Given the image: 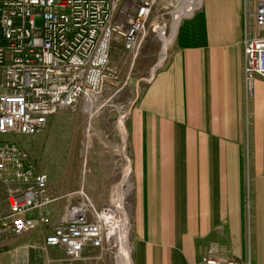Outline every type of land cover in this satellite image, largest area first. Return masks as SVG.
<instances>
[{
	"label": "crops",
	"instance_id": "crops-1",
	"mask_svg": "<svg viewBox=\"0 0 264 264\" xmlns=\"http://www.w3.org/2000/svg\"><path fill=\"white\" fill-rule=\"evenodd\" d=\"M243 3L203 0L131 113L133 264H197L211 247L264 264V80L246 98ZM116 160L101 159L103 177L85 180L96 204L108 193L93 182L108 191ZM28 250L13 244L0 264H29Z\"/></svg>",
	"mask_w": 264,
	"mask_h": 264
},
{
	"label": "built area",
	"instance_id": "built-area-1",
	"mask_svg": "<svg viewBox=\"0 0 264 264\" xmlns=\"http://www.w3.org/2000/svg\"><path fill=\"white\" fill-rule=\"evenodd\" d=\"M202 3L0 0V135L34 136L58 111L97 102L105 82L118 75L111 62L114 49L135 57L150 32L158 35L161 28L170 32L175 16L182 12L179 28ZM243 53L249 98L256 80H264V0H244ZM118 167L120 174V161ZM0 182L7 203L0 220L4 218L8 233L43 230V249L61 251L66 264H104L107 258L112 264H123L122 241L129 237L133 259L132 223L125 197L117 192L121 188L126 194L133 188L125 174L108 202L99 206L83 186L54 193L48 175L38 169L25 147L18 141L0 140ZM62 199L64 204L56 214ZM197 264L241 262L211 247Z\"/></svg>",
	"mask_w": 264,
	"mask_h": 264
},
{
	"label": "rangeland",
	"instance_id": "rangeland-1",
	"mask_svg": "<svg viewBox=\"0 0 264 264\" xmlns=\"http://www.w3.org/2000/svg\"><path fill=\"white\" fill-rule=\"evenodd\" d=\"M169 34L170 32L164 33L162 28L159 30V37L150 32L135 57L123 49L113 50L111 62L117 67L118 75L105 82L98 101L96 102V99V104L90 105L93 113L87 111L84 107L85 103L81 102L75 108L62 109L55 113L50 118L46 128L34 136L0 135V140L18 141L21 146L25 147L37 163L38 169L48 175L50 187L55 188L59 184L64 185L66 190L59 194L72 192L83 186L93 199V195L87 186L85 187V180L92 173L103 177L102 163L99 164L100 160L115 155L121 163L122 171L119 174V161H117L116 177L109 185L108 191L104 187V181L95 180L93 182L96 193L101 194L103 191L108 193L106 198L108 202L115 185L119 182L121 176L123 177V174L128 176L127 181L130 182L131 180L133 186L132 163L127 135L126 139L123 140L124 136L121 132L126 131L127 133L131 113L148 85L150 77L167 60L176 37L167 49L165 61L160 62L162 65L156 68L155 73L152 75V69L159 62L161 48ZM129 168L131 172L127 175L126 172L130 170ZM133 191L132 188L130 192L124 195L129 217L131 216ZM64 201L62 199L58 202L56 214L60 213ZM97 204L99 206L104 205V203ZM6 211L7 203L4 201L2 193L0 195V217H3ZM5 228L6 223L2 218L0 220V251L11 250L13 244H26L29 250L23 253V256L28 257L29 264L33 262V256L40 259L42 263L48 264V261H50L53 264H66L61 251L49 252L43 249V230L36 229L22 235H13L8 233ZM7 238L8 243L2 245L7 241ZM76 264H85V261H79ZM104 264H112V261L107 258Z\"/></svg>",
	"mask_w": 264,
	"mask_h": 264
},
{
	"label": "bare ground",
	"instance_id": "bare-ground-1",
	"mask_svg": "<svg viewBox=\"0 0 264 264\" xmlns=\"http://www.w3.org/2000/svg\"><path fill=\"white\" fill-rule=\"evenodd\" d=\"M188 13L187 11H185V14ZM184 13H179L175 16V19H174V22H173V26L171 28V31H170V34L169 36L167 37L166 41L164 42L162 48H161V52H160V56H159V62H157L155 64V67L152 69V75L155 73L156 71V68L160 67L162 65V63L165 61L164 58L166 57L167 55V49L168 47L170 46V44L173 42V40L175 39L176 35H177V32H178V24L180 23V18H181V15H183ZM162 62V63H160ZM154 76V75H153ZM95 103V101L93 102ZM96 104V103H95ZM94 104V105H95ZM86 108L87 111H90L92 112L93 109H91V106L90 104L89 105H85L84 106ZM93 113V112H92ZM122 124V123H121ZM121 126V125H120ZM125 127V126H124ZM122 128V127H121ZM123 130V129H122ZM124 136L123 140L126 139V131H122L121 132ZM128 165V164H127ZM130 166V165H129ZM126 167V166H125ZM127 169V168H126ZM130 169V168H129ZM125 171V169H124ZM123 171V172H124ZM131 172V169L129 171L126 172V174L128 175L129 173ZM126 178H128V176H126ZM126 180V179H125ZM118 194H119V197H124L125 195V192L123 189L119 188L117 190ZM123 199V198H122ZM127 211V210H126ZM131 245H130V242H129V237H125V239L122 241V248H121V254H120V258L122 259L123 261V264H133V260L131 258Z\"/></svg>",
	"mask_w": 264,
	"mask_h": 264
}]
</instances>
